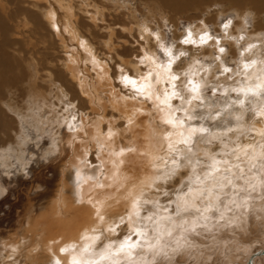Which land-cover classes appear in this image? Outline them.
I'll list each match as a JSON object with an SVG mask.
<instances>
[{"label":"bare ground","instance_id":"6f19581e","mask_svg":"<svg viewBox=\"0 0 264 264\" xmlns=\"http://www.w3.org/2000/svg\"><path fill=\"white\" fill-rule=\"evenodd\" d=\"M145 2L147 4L164 3L163 7L168 8L171 4L174 9L178 7L176 3H169L167 0H145ZM41 3L42 1H40ZM43 3L49 5H45L46 18L54 28V34L64 41L65 65L68 75L71 77L68 83L78 85L81 93L87 95L89 101L94 99L93 92L96 101L100 103L95 101L97 103L95 105H101L99 107L103 110L99 109L102 114L98 115L99 119L94 121L93 126L97 131L93 132V126H90L92 133L87 128L91 133L90 141L78 142L76 140L81 145V150L85 151H82L83 156L86 155V152L89 153V147L102 146L103 149L98 153L101 169L97 167L93 174L84 170L82 185L77 195L71 199L63 196L60 201L53 202V207L51 205V208L45 210L37 218H30L35 212L30 204L20 219L18 230L8 237L6 236L7 239L0 240V264H184L191 258L194 260H192L194 264H205L223 258L227 263V260H236L245 255L247 263L253 264V258L264 255V249L260 248L257 252L250 253L252 244L254 246L258 240L264 239V117L257 115L264 108L262 96V92H264V36L258 30L247 34L248 24L244 23L246 13L244 12L238 17L241 21L234 26L228 25L227 28L223 26V34L219 39L211 37L207 27L203 26L205 23L202 26L206 32L199 31L201 34L198 37L192 35L190 29L186 31L183 40H188L190 33L192 42L188 44L192 47H188L187 44L185 47L190 48L191 52L194 48L195 56H192L193 59L184 69V71H190V75L184 76L180 82L185 84L191 80L192 85L197 87V91L186 93L183 90L184 92L182 91L181 94L187 98L199 96L205 102L197 104L199 99H193L191 106H185L186 110H180L182 112L179 114L177 109L181 108L182 102L179 101V105L175 104L174 100L177 98L171 96L173 91H180V84L176 83L178 80L173 79L177 71L173 69L172 65L180 59L179 66H181L182 59L179 54L173 52L172 46L166 50L167 60L170 61L162 63L164 66L159 64V58L154 49L147 47L148 51L143 60L147 62L148 72L142 74V77H132V75L126 74V70L120 66L121 72L118 80H120L121 88L124 89L122 90L114 85V79L110 76L108 58L106 60L100 58L94 51L95 47H92L82 37L79 26L73 23L74 6L71 5L72 2L70 0H44ZM0 6L5 8L2 2ZM150 9L148 12L152 16ZM155 10L153 11L156 14ZM101 11L95 10L91 18L98 20L99 15L103 13ZM174 13H176L175 10ZM5 15L13 19L15 14L14 12H5ZM21 15L22 24L26 26L27 16L24 11L17 14V19ZM135 17L132 21H137V17L136 20ZM140 23L145 25L143 28L139 24L137 26L139 29L142 28L141 35L149 46L151 43L147 33L152 29L147 25V21H140ZM19 26L17 27L19 28ZM176 27L178 28V26ZM197 29L200 30V28ZM31 31L34 29L32 28ZM109 31H112V27ZM112 35L113 33L110 34V37L108 36L109 40L112 39ZM154 35L158 39L157 33ZM201 37H204L203 41ZM229 37H234V39H230L232 44L230 42L229 44L240 51L238 53L242 62L237 68L239 73L233 72L242 78L241 81L239 80L240 82L238 81L239 84L249 86L253 84L251 93H254V99H251L250 96L249 101L250 106L255 108V112L250 122H247L250 118L246 119L247 109L237 107L239 110L237 108L235 110L232 107L228 110L233 114V117L235 114L242 113L244 119L234 121L235 127L233 128H237V130L229 133L226 137L232 143L231 150L227 148L229 144L225 147V142H223L220 151L229 150V152L219 156L216 151L214 152L216 146L213 148L211 145L201 143L203 137L198 131H195L199 126L193 127L197 119L190 120L188 117L191 115L200 119L201 116L216 113L210 108V102L206 101L204 98L206 95L202 91L212 79V76L209 79L210 75L216 74V70L211 65L209 66L210 63L205 66V62L199 60L196 55L204 53L207 47H211L212 52H217L216 55L224 59L220 47L227 42ZM222 39L225 40L224 43H222ZM70 42H74V45H71ZM113 45L112 47H114ZM185 47H181V52H185ZM25 60L27 61L26 58ZM123 61L124 65L130 62V60ZM27 63L31 76L29 78L37 80L35 75L38 70L32 66V62L28 61ZM219 65L217 64V66ZM135 66L139 72L142 71L143 68L140 65L136 64ZM179 66L177 65L176 69ZM221 66L222 72H225V64H221L218 68L220 69ZM82 68L91 71L90 79L84 75L85 73H82ZM45 72L43 78L41 77L43 84L32 82L26 88L28 102L25 103V107H19L14 103V99L10 98L7 100L9 105L7 108L16 117L24 118L27 121L32 118V123L40 130L44 129L45 123L66 125L69 133L75 135L76 138L79 135L78 132L82 130H79L81 119H73L76 113L74 114L72 110L75 108L72 109L69 104L70 95L68 92L72 86L71 84L65 85L67 92L64 86L58 85L52 80L54 77L49 70ZM225 76L224 80H226ZM239 76L238 79H240ZM125 77L134 80L135 87L126 83ZM218 77L220 79V76ZM221 77L223 78V76ZM57 79L59 80V77ZM223 83L228 82L223 81ZM174 84L177 85L176 88L173 87ZM229 84L231 83L229 82ZM232 85L233 83L226 88H232ZM220 88H223L222 85ZM245 98L244 96L242 98L244 102ZM218 102L220 107H225L227 104L226 99ZM205 104L208 105L207 109L202 106ZM108 108L118 113L126 121L129 131L135 132L134 142H131V148L126 151L116 149V143H114L116 137H113L115 131L111 127L107 130L102 127L108 117L107 111L105 112V110H110ZM198 110L201 112L199 113ZM158 118L160 119L159 124H157L159 121L156 122ZM228 122L230 121L227 120ZM203 123L207 124V122ZM113 126L115 127V125ZM58 131L60 132V128ZM119 135L121 136V134ZM59 139L58 141L62 142L61 137ZM73 143L76 146L75 141ZM60 145L62 144L55 143L57 148ZM78 150H80L79 148L77 152L80 153ZM13 151H15L14 148ZM205 151L208 152L207 155L203 154ZM19 156L21 155L19 154ZM7 159L9 160V156ZM70 161L69 163L72 164ZM197 166L202 169L198 170ZM199 171L202 173L200 175L202 179H198V181H195L194 178L193 180L188 178L190 181L182 179L179 192L171 196L169 199L171 201L167 202V205L164 204L161 197L168 193L164 189L166 185L168 187L169 180L176 175L182 173L184 175V172L198 175ZM171 184L173 185V183ZM231 227L235 231H232ZM123 231L124 234H122ZM248 252L250 255H247Z\"/></svg>","mask_w":264,"mask_h":264},{"label":"rangeland","instance_id":"374dc122","mask_svg":"<svg viewBox=\"0 0 264 264\" xmlns=\"http://www.w3.org/2000/svg\"><path fill=\"white\" fill-rule=\"evenodd\" d=\"M38 1L0 0V3L2 2L5 6V8L0 6V240L7 239L9 235L18 230L20 219L22 218L24 213H26V208L30 206V204L35 210L34 214L30 218H37L45 210L51 208V205L53 207V202L60 201L63 196H67V199H71V197L77 195V193L80 191L79 188L82 185L81 183L84 175V170H88L90 173L93 174L97 167L101 169L98 161L100 157L98 153L103 149L102 146H97L94 148L89 147V153L86 152V155L83 156V150H81V145L78 142L90 141V134L92 133L91 131H97L93 126L94 121L99 119L97 116L102 114L103 110L99 107L101 105H99L100 103L96 101L97 99L93 92L92 94L94 99H92V101H89L88 96L83 95V93H81V90L80 88H78V85H76L75 83L74 85L68 83L71 77H69L68 70L65 65L66 62L64 57H66V50L63 47L64 41L60 40V38L54 34V28L47 21V11L45 9V5L49 6L48 3H43L44 0ZM40 1H42L41 4ZM97 1L98 0H70V2H72L71 5L74 6L73 23L79 26V30L82 31V37H84V39L87 40L92 47H95L94 51L97 53V55L100 58H103L104 60L108 58L111 70H109L111 72L110 76H112V78L114 79V85L120 88V80H118L121 72L120 66H122L123 69L126 70V74L132 75V77H142V74L144 75L148 72V67H146L147 62L143 60L145 54H147L148 48L152 47V49H154L156 56L159 58V64L167 63L168 61H170L167 60L168 56H166V50L169 47L172 46L173 52L179 54L182 48L186 46V44L188 45V47L191 46L188 43H184L183 40L185 39L186 31H188L189 29L191 30L192 35L198 37L199 34L206 32L205 30H203V26H205L207 27V31H209L211 37H218L217 39H219L222 37V29H224L223 26H225L227 21L231 19L233 21L231 25L234 26L235 24L241 21L238 17L243 15L245 12L250 13V15L248 16V22L250 23H248L247 34L251 33L252 31L258 30L260 34L264 36V0H167L169 3H176L178 5V7L175 9L172 7L171 4V7L169 6L168 8L166 6L163 7L164 3L147 4L145 0H101L100 2ZM102 4L105 6H103ZM124 6L126 7L124 8ZM151 6H153L154 8ZM246 6H248L249 8H246ZM148 9L152 11V16L149 15ZM159 9L162 11L163 14ZM95 10H102L101 12H103L99 15L98 20L91 18L93 17V13H95ZM153 10L157 11L156 14ZM174 10L176 13H174ZM22 11H24L27 16L25 23L26 26L22 24V15L19 17V19H17V14L21 13ZM5 12H14L15 15L13 19L6 16ZM131 12H134L135 14L133 15ZM78 16L79 19H77ZM135 16L137 17V21H132L134 20ZM211 16L214 17L212 18ZM161 18L162 20H160ZM140 21H147V25H149L150 29H152L153 31L152 32L151 30H149V33H147L149 41L151 43H149V46L146 42V39H144V37L141 35V31H143L141 29L145 25L143 23H140ZM138 24L141 25L142 28L139 29ZM200 25L203 26L201 27ZM17 26H19V28ZM110 26L112 27L111 32L109 31V29H111ZM176 26H178V28ZM32 28L34 29V31L30 32ZM197 28H200V30H198ZM26 30L27 32H25ZM199 31L201 33H199ZM111 33H113V40H109ZM155 33H157L158 39H156L154 35ZM211 40L214 41V39ZM107 41H109L111 44L109 42L107 44ZM212 41L211 43H213ZM221 41L222 43L225 42V40L223 41V39ZM221 41H219V44H221ZM229 42L231 43L230 39H228L227 42L221 45L222 47H220V49H225V53H222V55H224V59L219 58L218 55H216L217 52H212L210 50L211 47H207L204 53L202 52L199 53L198 56L196 55L199 60L205 62V66H208V64L210 63L209 66L211 65V67L215 68L216 70V74L210 75L209 79H211V76L212 79L202 91H204L206 95V97H204L206 101L209 100L210 108L213 109V111H223L222 108L224 106L220 107L218 105V101H223V99H226L227 104H233L232 109L235 108L236 110L237 107L247 109L246 119L250 117L249 121H247L250 122V119L253 117V114L255 112V108L250 106L249 101L250 96L251 99H254V93H251L253 84H250V86L239 84L242 78H240V76L236 75L235 73H239L237 71V68L240 66L241 62V56L238 53L240 51L236 47H232ZM70 43L71 45H74V42ZM112 44H114V47L116 46L115 49H113L114 47H112ZM186 48L187 47H185L184 50L187 55L181 56L182 65L179 66L180 59L177 60L176 64L172 65L174 66L173 69H175L176 71L177 69H181L182 67H184L182 68L184 71V69L188 66L189 62L193 59L192 56H195L193 54V52L195 51L194 48L192 52L190 48ZM208 50L211 52H209ZM197 51L200 52V50ZM25 58L27 59V61L25 60ZM121 59L130 60V62L127 65H124V61ZM28 61L32 62V66L38 70V73L36 75L34 74L35 77L38 78L37 80L35 77V79L29 78L31 76L29 75L30 72L28 68L29 64L27 63ZM218 61L219 63L221 62L220 65L223 63L225 64V72H222V66L220 69L218 68L220 66ZM136 64L137 66L140 65L141 68H143L141 72L137 70V67L135 66ZM217 64L219 66H217ZM129 65L132 67H130ZM162 65L164 66V64ZM175 65H178L180 68L178 67L176 69ZM80 67H82V65H80ZM228 68L229 70H227ZM47 70H49L52 76L54 77L52 78V80H54L56 84L64 86V89L66 91L67 88L65 85L71 84L72 86L71 88H69L71 93L67 91L70 95V107H72V109L75 108L71 110L74 114L76 113L75 117L73 118L72 116V118L76 120L81 119V127H79V130H82L81 132H78L79 135H77L76 138L75 135H71L69 133L66 125L45 123L44 129L40 130L32 123V118H29V123V121L24 118L16 117L15 114H13V112L11 110H8L7 108L9 107V105L7 104V100L10 98L14 99V103H16L19 107H25V103L28 102L26 88L32 82L34 84H43L42 76L43 73ZM175 70L174 72H176ZM233 71H235V73ZM226 72L229 73L226 74ZM82 73H85L84 75L87 76L88 79L92 77L91 71H88L86 68H82ZM217 75L220 76V79ZM225 75L230 76L229 78L232 77L233 79L229 80V78ZM57 76L59 77V80L57 79ZM221 76H223V78ZM224 76L226 80H224ZM238 76L240 79H238ZM182 80L183 77H181V81ZM219 80L221 83L218 82ZM178 81L176 83L178 85L180 84L179 89L180 92H182L183 82H180V80ZM189 81L191 80H188V82ZM223 81L228 83L230 82L231 84L233 83L234 86L232 85V88L230 87L231 89L226 88V86L229 87L231 86V84L228 85V83H223ZM221 85L225 90L223 88H220ZM228 90H230V92H228ZM243 96L246 97L244 102L245 104H243V106L234 103L238 99L242 100ZM262 96L264 98V92H262ZM95 101L99 104L95 105L97 104ZM179 101V99L174 100L175 104L177 105L180 104ZM197 101V104L205 102L204 99L203 101L202 99H199ZM147 104L150 105L149 102H147ZM217 105L219 108L217 107ZM91 106H93L94 108ZM238 108L237 110H239ZM99 109H101L102 111ZM111 110L112 109L105 110V112L107 111L106 115L108 117H106V122L102 124V127H105V130L112 128L115 131L113 137H116L114 139L116 140L114 142L116 143V149L126 151L131 148V142H134L133 136H135V132L133 133V131H129L127 129L126 121L118 113ZM178 111L179 114H181L182 111ZM198 111L199 113L201 112L200 110ZM80 112L81 114H79ZM158 119L156 120V122L159 121L157 122V124L160 123V119ZM227 120L230 121L227 123L228 127H235V119L233 116H231ZM196 122L195 126H193L195 128L198 126L200 127L201 123L207 122L208 125L206 123V125L204 123L202 125L206 127L210 126L209 128L212 130H219L214 127V122L212 121H204L202 119H199L198 117ZM112 124L115 125V127ZM90 126H93L92 130H90ZM222 127L223 125H220V129H222ZM57 128L58 130L60 128V132L57 130ZM87 128H89L91 133L88 132ZM58 132L60 133V135L58 134ZM119 134H121V136ZM60 137L62 142L64 143L58 141L60 140ZM203 139L204 137L202 138V140ZM225 139L223 140V142L229 144L227 148L231 150V141H229L227 138ZM73 141H75L76 146ZM223 142L213 141L211 145L213 148L216 146L214 152L216 151V154L219 156L221 154H227L229 152V150L226 152L220 151V148L222 147L221 143ZM55 143H61L62 145H60L58 149L57 146H55ZM77 145L78 148L81 150H78L80 153L77 152ZM13 148L15 149V151H13ZM18 153L21 156H19ZM7 156H9V160L7 159ZM69 159L72 161V164L69 163ZM199 167L200 166H197V169L201 170L202 168ZM198 173L199 174L196 175L184 172V175L182 173L178 176L176 175L173 177V179H178L169 180L170 183L169 181L167 182L168 187L166 185V188L164 189L166 192L168 191V193L164 194L163 197H161V200L165 202L164 204L167 205V202L169 203L171 201L169 200L171 196L179 192L181 188L180 182L182 179H186V181L193 180V178L195 181H198V179H202L200 177V175H202L201 171H199ZM182 175L185 177H183ZM176 182L179 184H177ZM171 183H173V185ZM176 184L177 186H175ZM25 221L27 222V219ZM231 228L232 231H235L233 227ZM124 233L125 232L123 231L122 234ZM263 240H258V242L254 244V246L252 244L250 253L255 251L257 252L259 248L264 249ZM250 253L248 252L247 255H250ZM192 260V258L188 259L184 264H194V260ZM247 261L248 260L246 259L245 255L241 256L236 260H227V263L226 259L223 258L221 260L215 259L214 262H207L205 264H249V262L247 263ZM253 264H264V255H260L258 257L253 258Z\"/></svg>","mask_w":264,"mask_h":264},{"label":"clouds","instance_id":"9594fccd","mask_svg":"<svg viewBox=\"0 0 264 264\" xmlns=\"http://www.w3.org/2000/svg\"><path fill=\"white\" fill-rule=\"evenodd\" d=\"M249 15H250L249 13L245 14V19H244L245 25L248 24V16ZM231 24H232V20L229 19L227 21V24L225 25V28H227V26L231 25ZM229 39H234V37H229ZM221 53H225V49ZM185 55H187L185 52L179 53V56H185ZM177 59H179V57H177ZM206 71H207V69H206ZM189 75H190V71H183V69L181 68V69L177 70V74L173 77V79L174 80H181V77L189 76ZM193 86L194 85H192L191 81H189L187 84L182 85L183 90L187 93L194 92ZM173 87L176 88L177 85L174 84ZM171 96L176 97L177 99H179L182 102L181 108L177 109V110H186L185 106H191L193 99H200L199 96L187 98L185 95H182L180 91H173L171 93ZM234 103L243 106L244 101L239 100V101H236ZM202 106L205 107L206 109L208 108L207 104L202 105ZM232 107H233V104H226L223 111H217L214 115H204V116L200 117V119H202V120L214 122V127L217 129H220V125H223L222 130H212L209 127H206L204 125H201L198 129H195V131H198L204 137V139L201 141V143H203L205 145H212L213 141H222L223 142V138L228 137L229 133L235 132L237 130V128L227 126V119L230 118L231 116H233L232 113L228 112V110ZM257 115L264 117V108H262L257 113ZM222 118H223V120H222ZM234 118L237 121H242L244 119V116L242 113H240V114H235ZM188 119L194 120V119H197V117L190 115L188 117ZM237 127H240V125H237ZM224 146L227 147V144L225 143ZM189 151H191V149H189ZM203 154L207 155L208 152L205 151Z\"/></svg>","mask_w":264,"mask_h":264},{"label":"snow or ice","instance_id":"6c2138e0","mask_svg":"<svg viewBox=\"0 0 264 264\" xmlns=\"http://www.w3.org/2000/svg\"><path fill=\"white\" fill-rule=\"evenodd\" d=\"M190 36H191V34L189 33V39L188 40H185L184 43H190V42H192L191 39H190ZM201 40L203 41L204 40V37H201ZM220 51L223 52L224 49L221 48ZM169 55H171L170 52H169ZM124 79H125L126 83L132 84L133 87H135V81L134 80H130L127 77H125ZM193 91H197V87L195 85L193 86ZM169 122L171 123V121H169Z\"/></svg>","mask_w":264,"mask_h":264}]
</instances>
